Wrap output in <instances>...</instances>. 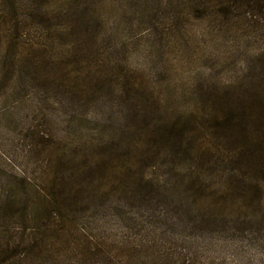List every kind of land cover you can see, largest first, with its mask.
Segmentation results:
<instances>
[{
  "label": "rangeland",
  "instance_id": "1",
  "mask_svg": "<svg viewBox=\"0 0 264 264\" xmlns=\"http://www.w3.org/2000/svg\"><path fill=\"white\" fill-rule=\"evenodd\" d=\"M203 1L17 0V11L0 5V37L24 41L28 54L15 65L12 80H0V91L9 93L0 94V197L1 184L21 183L23 174L44 185L50 177L46 161L55 155L69 165L84 157L112 161L101 169L104 187L88 184L87 213L79 218L85 229L69 224L70 232L49 239L51 253L29 243L28 254L4 256L2 264H264V185L254 211L244 210L248 222L223 223L217 216L207 226L193 208L208 200L178 192L190 176L216 187L223 182L202 167V153L212 143L225 156L236 150L237 142L206 128L222 116L219 101L231 98L223 101L233 109L264 104V13L243 6L237 16L226 17L213 0ZM33 42L47 44L43 72L35 69L38 58L29 61ZM251 112L255 123L247 124V136L260 142L264 125ZM175 121L184 126L192 157L173 156L174 133L156 144L155 155L147 154L151 130L163 131ZM128 139L136 145L128 148ZM203 140L211 143L202 149ZM69 177L64 174L66 182ZM121 178L129 188L140 180L144 193L110 194ZM116 201L125 205L126 216ZM106 221L111 231L137 239L135 256L121 262L87 256L85 237L99 235ZM19 225L20 220L9 231L13 243Z\"/></svg>",
  "mask_w": 264,
  "mask_h": 264
},
{
  "label": "trees",
  "instance_id": "2",
  "mask_svg": "<svg viewBox=\"0 0 264 264\" xmlns=\"http://www.w3.org/2000/svg\"><path fill=\"white\" fill-rule=\"evenodd\" d=\"M198 1L203 4L206 3L203 0ZM213 1L217 12L226 17L237 16L239 14L238 11L243 6L247 7V9L257 8L258 11L264 13V0ZM0 5L16 11L20 8L17 0H0ZM0 38V80L3 84H6L7 81L12 80L11 76L14 74L15 65L21 66L22 60L27 58L28 54H24L27 51V48L22 44L24 41L17 38L9 39L4 36ZM29 46L31 51H33L29 61L32 63L33 59L38 58L40 61H35V69L43 72L46 69L44 58L48 54L47 44L45 42H33ZM12 47L15 48L13 51H11ZM56 59L58 58L56 57ZM53 60L55 59L53 58ZM125 86V91H127L129 96L131 89L128 85ZM0 94L9 96V93L5 90L0 91ZM227 99L231 100V98H224L223 100L227 102ZM223 100L219 101L222 116H214V120L209 121L210 123H207L206 128L213 130L211 131L212 134L223 136L226 141L227 139L229 141L232 139L237 142L236 150L234 153L225 156L222 153V149L212 143L213 147H207L202 153L204 156L203 169L210 170L208 173L211 176L219 177L223 182L216 187L217 185L213 186L200 177L190 176L192 178L189 182L182 181L180 189H178V192L182 195L186 196L187 193L188 196H194L197 200H201V198L208 200L199 201L197 207H195V203L193 208L196 209L195 213L198 211L202 219L205 220L203 222L204 226H207L209 224L208 221L212 220V218L216 220L217 218L215 217L217 216H220L223 223L228 220H239L240 218H244L243 221L248 222L250 218H245L244 210L254 211V204L260 202L264 185V131L261 136H257L260 138L258 139L260 142L256 141L254 137L247 136L249 131L247 124L254 125L255 123V120L251 121L253 117L249 115L252 110L257 115L256 120L264 125V104L259 108L253 103L247 108L243 106L233 109L228 107ZM178 122H173L170 127L164 126L163 131H158V129L151 130L152 136L148 137L149 139L145 142L148 145L147 148L151 150L147 154L155 155L152 150H154L153 148L156 144L165 140L168 135L175 134L178 137V142H175L171 147L173 156H177V159L181 158L180 156H188L187 145L183 141L184 126ZM144 125L146 128H150L148 124L144 123ZM135 142H138V140ZM204 142L205 140L200 143L202 149L211 143L207 142L204 144ZM134 145L136 144L128 139L127 147L131 148ZM211 148H214L213 152ZM110 152L113 158L120 157V154L116 151L111 150ZM144 160L151 161L148 156ZM111 163V160L99 162L95 158L84 157L81 161H73L69 165L68 160L64 157L55 155L49 162L46 161L45 168L49 172L50 177L48 176V181L44 185H38L27 174H23L21 183L20 180L3 182L1 184L2 197H0V264L7 260L4 256L19 257L21 254H28L26 248L29 243L32 247L36 246L41 250L46 249L51 253L53 243L49 241L50 238L62 232H70L69 224L72 225L73 229L81 228L85 221L79 218L83 217L82 212L85 211L84 215L87 213V193L92 190L88 184L90 182H99V186L104 187L105 183L100 175L101 169L105 166L102 169L104 170ZM127 166L131 167L132 165L129 164ZM66 173L70 175L67 182L64 179V174ZM194 173L195 171L192 170L187 174ZM0 179H3V177ZM124 181L125 178H121L119 185H112L110 194L118 191L131 194L134 189L138 190L140 194L144 193L145 188H141L140 180L135 183L133 188L127 187ZM239 200L246 205V209L241 206L238 207L236 202ZM127 205L130 208L137 206L134 203H128ZM176 205L179 206L180 202L178 201ZM161 206L166 207L168 205L161 203ZM114 207L118 208L123 216L128 214L125 205L116 201ZM232 213L236 216L231 217L232 215L230 216V214ZM130 218L132 219V217ZM19 220L21 225L16 227L19 230L21 229V232H19L18 241L13 239L16 242L13 243L9 231L15 228V224ZM29 223H34V226L28 225ZM108 223V221L103 223V229L99 235L91 233L85 237L82 248L86 250L87 256L94 257L99 255L110 262L117 259L121 262L126 255L135 256L134 250L140 251L141 247L137 243V239L124 235L123 232L111 231ZM86 224L88 225V223ZM200 230H202L201 227ZM106 238H111V240L105 245L102 239ZM107 245H111V248H108ZM42 253L44 252L42 251Z\"/></svg>",
  "mask_w": 264,
  "mask_h": 264
}]
</instances>
